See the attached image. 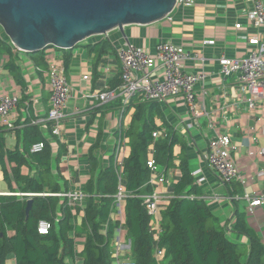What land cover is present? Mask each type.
Masks as SVG:
<instances>
[{
	"label": "crops",
	"instance_id": "0c3cea01",
	"mask_svg": "<svg viewBox=\"0 0 264 264\" xmlns=\"http://www.w3.org/2000/svg\"><path fill=\"white\" fill-rule=\"evenodd\" d=\"M257 1L259 0H196L194 6H177L167 18L152 25L129 26L124 28V34L115 30L107 36L88 39L75 50L48 49L45 55L47 64H55L62 69L72 86L71 98L65 111L66 118L61 125V135L56 136L58 140L52 137L54 124L48 121L51 97L48 71L45 74L39 73L30 54L13 51L25 82L21 87L6 69L9 56L0 52V96H16L19 99L17 108L11 112L10 125H0L4 129L8 147L14 149L18 144L20 148L22 147L26 122L30 126L38 127L54 146L53 170L56 180L63 186L62 192L84 193V186L91 178L89 152L92 145L96 143L97 138L102 139L98 156L101 167L106 168L110 157L116 155L120 140L123 138L122 134L128 130L135 112L133 105L124 108L119 100L101 104L95 99L86 98L85 95L91 96L107 89H114V85L120 83L121 63L118 59V50L128 44L150 55H154L157 46L163 42L184 47L200 56L199 60L188 62L185 71L207 75L206 81L196 87L197 112L205 110L207 116H198L189 111L183 98L168 99L161 104L171 128L168 131H178L184 138L189 168L196 185L201 190L199 198L208 204L222 226L230 228L237 213L245 214L246 222L258 233L264 243V205L250 213L248 203L242 199L246 190L264 195V174H262L264 154H261L264 152V104L259 103L254 111H250L240 95L237 77L224 80L220 73L221 57L246 56L251 49L248 45L249 38L261 33L243 14L253 11ZM260 1L264 2V0ZM239 24L241 29L236 28ZM0 35L4 41L10 43L3 33ZM103 39L111 42L112 49L101 59H96V54H90L86 46L95 45ZM208 41L215 43L205 44ZM65 57L70 59L68 70L65 69ZM85 76H88V80L84 79ZM33 123L37 124L33 125ZM157 123L161 125V121L157 120ZM165 131H162L163 136ZM216 135L229 136L240 147L239 152L233 157L239 164L243 176L249 178L246 188L240 184L222 185L208 168L206 156L209 143ZM255 138L257 140H254ZM58 141L65 149L61 153L60 160L56 162L59 152ZM152 146H150V158L152 155L154 158ZM180 153V147L176 146L173 167L158 169L154 174L156 178L165 177L164 183L151 186L152 193L157 191L161 194L160 212L151 224L153 233L157 236L161 234L162 212L175 197L174 186L181 178L178 158ZM129 154L130 149L123 140L120 157L125 161ZM0 173L5 183L1 168ZM0 194L8 196L7 194L12 193L7 186V190H0ZM84 200L75 207L79 211L77 236L73 235L76 256L74 259H67V264H83L81 253L85 239L81 233V222L86 205ZM123 213L122 225L125 223L124 207ZM229 228L228 238L230 240L232 237L235 238L233 241L244 245L248 252V239L235 234ZM119 230L124 246L120 258L134 261L132 242L128 239L124 228L117 230L113 245L119 237ZM14 263V257L10 256L8 264ZM161 264H170V262L166 259Z\"/></svg>",
	"mask_w": 264,
	"mask_h": 264
},
{
	"label": "trees",
	"instance_id": "16d2710c",
	"mask_svg": "<svg viewBox=\"0 0 264 264\" xmlns=\"http://www.w3.org/2000/svg\"><path fill=\"white\" fill-rule=\"evenodd\" d=\"M86 49L90 54H96V59H101L112 45L108 39H103L95 45H87ZM13 51L16 49L0 35V52L10 58L6 69L23 87L25 82ZM46 51L29 55L41 74L48 71ZM65 58V69L68 70L70 59ZM119 85L117 83L113 88ZM132 105L135 112L128 130L122 134V140L130 149L122 174L128 194L123 202L125 223L122 228L132 242L136 264H160L155 258L157 248L166 250L170 264H264V243L246 222L245 214L237 213L230 228L222 226L208 204L199 198L201 190L189 168L187 145L178 131H168L171 128L161 104L135 100L127 108ZM157 120L161 121L160 126ZM25 124L22 147L18 144L14 149L8 147L4 129L0 127V166L9 192L36 195L0 196V264H8L10 256L14 257V264H67V259L76 256L79 211L70 207L68 200L51 196L63 193V186L56 180L53 170L54 146L38 127ZM161 131H165L164 136L154 138V133ZM52 137L58 140L55 135ZM37 143H43L44 149L41 153H32V146ZM57 143L56 162L65 149L59 141ZM101 143L102 139L97 138L89 152L91 178L84 186L86 205L81 222L85 239L81 253L83 264H114L113 241L121 227L119 222L109 220L118 187L116 158L115 154L111 156L108 166L102 168L98 156ZM151 145L154 146L157 170L173 167L174 148L181 149L178 157L181 178L174 186L175 197L162 212V233L158 242L151 227L153 219L143 199L152 194L149 183L153 172L148 167ZM45 194L47 196H43ZM29 199L32 206L27 214ZM40 221L51 223L46 235L38 232ZM228 228L248 239L246 254L243 253L244 245L228 238Z\"/></svg>",
	"mask_w": 264,
	"mask_h": 264
},
{
	"label": "built area",
	"instance_id": "2783aa9c",
	"mask_svg": "<svg viewBox=\"0 0 264 264\" xmlns=\"http://www.w3.org/2000/svg\"><path fill=\"white\" fill-rule=\"evenodd\" d=\"M195 4L196 0H178L177 6L191 7ZM243 14L252 23L254 28L260 30L261 33L259 32V35L249 38L248 45L251 49H249L246 56L240 58L221 57L220 73L224 80H228L233 76L237 77L240 95L247 103L249 110L254 111L259 103L264 104V2L257 1L253 11ZM236 28L241 29V25H237ZM214 43V41L205 42V44L210 45ZM118 59L121 63L120 85L115 89H107L98 94L85 95L86 98L95 99L101 104H108L119 100L124 108H127L135 100L142 103L157 102L163 104L171 98H183L189 111L196 113L198 116L207 114L205 110L197 112L196 105V87L206 81L207 75L205 73L197 74L185 71V66L188 62L200 59L199 54H195L184 47L163 42L157 46L156 53L150 55L146 51L128 44L118 50ZM84 79L88 80V76H85ZM48 84L51 92L48 121L54 124L53 134L60 137L61 125L66 118L65 111L71 98L72 86L64 71L55 64H49ZM18 104L19 99L16 96H0V125H10L11 112L17 108ZM36 124L33 123V125ZM162 136V131L154 133V138ZM254 140H257V138ZM122 145L123 140H120L115 155L118 187L117 193L114 196L115 204L109 219H115L112 221L119 222L120 228H122L121 223L124 220L123 202L128 197L122 182L124 165V160L120 157V146ZM43 149L44 144L37 143L32 146L31 152L41 153ZM239 149L240 147L229 136L216 135L215 138L210 140L206 163L222 185L231 186L233 184H240L246 188L249 184V178L243 176L239 164L233 157L235 153L239 152ZM151 151H154V146L151 147ZM261 154H264V152H261ZM148 167L153 172L149 183L151 186L165 182V177H154L157 166L153 155L148 162ZM262 174L264 173L262 172ZM2 195L0 194V196ZM7 195L36 196L34 194ZM43 196H47V194ZM51 196L68 200L69 206L73 208L86 198V195L82 191L52 194ZM160 197L161 194L157 191L143 197L147 212L152 219H156L159 215ZM242 199L248 203V211L250 213H253L256 208L264 205V195L255 192H247L246 190ZM107 227L108 225L105 226L104 232H106ZM50 229V222H39V234L46 235ZM160 233H162V229ZM118 235L119 237L113 245L115 262L117 264H136L133 260H123L120 258L124 247L120 239L121 230H119ZM154 235L155 241L158 242L161 234L158 236ZM155 258L160 264L164 262L166 260V250L157 248Z\"/></svg>",
	"mask_w": 264,
	"mask_h": 264
},
{
	"label": "water",
	"instance_id": "95a60500",
	"mask_svg": "<svg viewBox=\"0 0 264 264\" xmlns=\"http://www.w3.org/2000/svg\"><path fill=\"white\" fill-rule=\"evenodd\" d=\"M178 0H0V29L18 51L75 50L94 37L167 18ZM30 199L27 207L29 214Z\"/></svg>",
	"mask_w": 264,
	"mask_h": 264
},
{
	"label": "rangeland",
	"instance_id": "374dc122",
	"mask_svg": "<svg viewBox=\"0 0 264 264\" xmlns=\"http://www.w3.org/2000/svg\"><path fill=\"white\" fill-rule=\"evenodd\" d=\"M122 154V153H121ZM1 168V167H0ZM0 190L1 191H4V190H7V186H6V184L2 181V178H1V173H0ZM235 238H233L232 237V241L234 240ZM246 251H247V248H245L244 250H243V253H245L246 254ZM10 263V262H9Z\"/></svg>",
	"mask_w": 264,
	"mask_h": 264
}]
</instances>
